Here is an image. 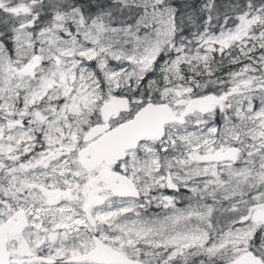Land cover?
I'll return each mask as SVG.
<instances>
[{"label":"snow or ice","instance_id":"obj_1","mask_svg":"<svg viewBox=\"0 0 264 264\" xmlns=\"http://www.w3.org/2000/svg\"><path fill=\"white\" fill-rule=\"evenodd\" d=\"M0 264H264V0H0Z\"/></svg>","mask_w":264,"mask_h":264}]
</instances>
